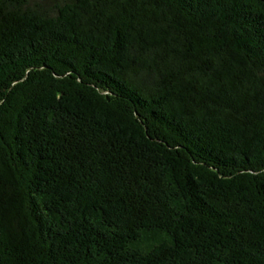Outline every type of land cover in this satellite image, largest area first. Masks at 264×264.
Returning <instances> with one entry per match:
<instances>
[{"label": "trees", "instance_id": "trees-1", "mask_svg": "<svg viewBox=\"0 0 264 264\" xmlns=\"http://www.w3.org/2000/svg\"><path fill=\"white\" fill-rule=\"evenodd\" d=\"M0 264H264V0H0Z\"/></svg>", "mask_w": 264, "mask_h": 264}]
</instances>
